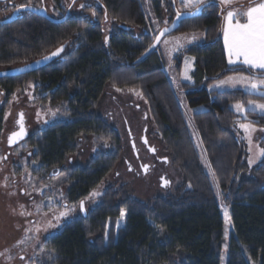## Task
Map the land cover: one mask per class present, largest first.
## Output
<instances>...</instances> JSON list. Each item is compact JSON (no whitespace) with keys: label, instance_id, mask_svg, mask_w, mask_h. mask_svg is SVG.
<instances>
[{"label":"trees","instance_id":"trees-1","mask_svg":"<svg viewBox=\"0 0 264 264\" xmlns=\"http://www.w3.org/2000/svg\"><path fill=\"white\" fill-rule=\"evenodd\" d=\"M107 4L115 24L138 29L137 40L115 26L105 42L99 32H90L88 47L58 64L0 78V136L13 93L40 84L52 102L63 105L67 120L35 133L39 158L33 172L43 183L59 170L67 203L77 205L113 173L121 156L118 135L96 113L99 101L107 87L136 90L145 100L169 163L182 173L183 182L174 193L148 202L133 198L125 185L108 187L84 216L78 213L46 237L42 246L54 258L47 263L264 264V156L252 176L246 177L245 146L233 132L240 119L230 109L233 104L264 98L239 90H207L209 83L230 75L264 77V73L227 66L220 7L201 4L203 11L182 20L171 34H199L204 39L179 52L178 57L189 55L194 64L192 82L181 83L176 92L157 50L135 63L155 38V32L147 31L153 24L146 21L140 5L132 0ZM158 8L154 21L160 27L170 25L174 11L165 5L164 21L162 6ZM0 29V69L42 56L69 36L68 27L44 20ZM176 68L180 71V61ZM241 121L264 127V115L254 112H246ZM88 142L94 147L88 163L70 165L69 160ZM259 145L264 149V140ZM220 205L229 208L232 234L228 239Z\"/></svg>","mask_w":264,"mask_h":264},{"label":"rangeland","instance_id":"rangeland-1","mask_svg":"<svg viewBox=\"0 0 264 264\" xmlns=\"http://www.w3.org/2000/svg\"><path fill=\"white\" fill-rule=\"evenodd\" d=\"M178 1L179 10H191V8L184 7L181 0ZM205 1L208 0H202V4ZM248 1L250 0H229L228 3H222L223 7L227 8L240 6L241 3ZM148 17V21L153 24L150 28L151 33L156 34L159 24L153 20L152 16ZM241 18L242 16H238L236 19ZM223 23L226 25V15L222 19L221 33ZM176 38L179 40L177 41ZM203 40V36L199 34H177L165 37L160 42L158 53L163 61L167 77L176 92H179L181 83L192 82L191 74L194 64L193 58L189 55L178 57L179 52L200 44ZM177 43L182 46L177 47ZM176 58L178 60H175ZM177 61L181 63L180 71L176 68ZM229 77L233 78L231 82L221 84V81H228ZM245 77L248 79H242ZM260 80H264V77L234 74L209 83L207 90L216 92L239 90L264 98V86L252 89L249 85V81L259 82ZM48 96L46 90L31 83L24 89L14 92L9 103L7 102L8 107L3 117V129L0 136V262H3L0 264H20L22 261L19 256L23 253H29L31 260L36 258L40 262L52 263L54 258L49 251L42 248L43 242L35 243V245L30 243L31 239L34 240L35 236L42 235L45 241L48 235L57 233L64 223L79 213L77 205L64 206L68 203L64 194V180L61 177L53 176L51 180L43 183L36 180L33 172L37 169L36 160L32 157L27 158L28 152L34 156V151L30 150L26 144L19 146L15 153L10 155V157L22 156L23 160L20 162L12 161L11 158L4 162L2 159L6 154L3 138L7 128L11 129L12 124L18 120L19 114H22L33 134L49 125L67 120L63 105L60 102H52ZM180 98L182 101L181 96ZM260 104H264V100L240 104L243 106L240 110L236 109L237 104L230 106L231 111L240 119L235 123L233 132L245 146V162L248 168L246 177L252 176V169L263 158L261 155L263 148L260 147L259 142L264 140V127L241 121V119L246 112L264 115V110L257 107ZM182 107L185 109L183 101ZM96 113L118 135L121 142V156L113 173L89 193L86 199V209L93 206L98 197L111 186L125 185L133 198L143 202H148L157 196L174 193L182 184L183 175L169 163L168 153L160 142L156 125L149 116L141 93L136 90L107 87L99 101ZM34 138L37 140L38 136ZM93 153L92 143H85L80 152L72 157V165L85 166ZM38 157L37 153L36 158ZM164 180L168 183L164 184ZM22 191L26 195H22ZM28 198L33 199L31 203ZM30 206L34 209L30 210ZM219 208L225 225V238L228 239L232 234L229 208L223 205ZM61 213L65 215L61 216ZM124 216L125 214L122 216L123 219ZM223 250V261H225V246ZM246 259L248 260L247 257ZM249 263L254 264L250 261Z\"/></svg>","mask_w":264,"mask_h":264},{"label":"flooded vegetation","instance_id":"flooded-vegetation-1","mask_svg":"<svg viewBox=\"0 0 264 264\" xmlns=\"http://www.w3.org/2000/svg\"><path fill=\"white\" fill-rule=\"evenodd\" d=\"M108 1L109 0H0V27L10 25V24H27L28 22L33 23V22H40L42 20L48 21L47 18L37 14V12H40V13L45 14L49 19L56 22L55 23V22L48 21L52 25L68 27L67 34L69 35L68 38L64 42H62L60 45L53 48L46 54L33 58V59H28L27 61H24L22 63L13 64L7 69L24 67L34 61L41 59L42 57H45L53 53H57V50L59 49L60 51L56 54L55 58L51 60L49 63H47L43 68L48 67V66H54L58 64L60 61L64 60L68 54L73 53L75 50H79V49L84 50L86 47H88V39L90 37V32L94 34L99 32L103 37V42H105L109 31L113 29L114 26L120 30L129 31L130 34L133 36V38L137 40V34H138L137 28H134V27L127 28L125 26L122 27L120 24H115L113 22V19L111 17L112 11L107 6ZM257 1L259 0H250L248 2H243L241 3L240 6H235L236 8L235 7L224 8L222 1H215V0H208V1H205V3L203 4L213 3L216 5H219L221 14L224 17L225 15H227L228 11H236V10L241 11L245 9V7L249 6L251 3H254ZM132 2L133 4H135V6H137V4L140 5L142 15L144 16L146 21H148L149 19L148 16H152L154 20L155 19L154 12L155 10L159 9L158 7H161V6L163 10L164 21H165V5L170 6L172 10H173V5H174L179 12L185 11L181 9L179 10L177 8V5L179 4L178 0H132ZM81 5H86V6L81 8ZM126 15H127V12H126ZM133 16L134 14H130L131 20H133L134 18ZM174 17H175V14H174ZM11 18H14V20L11 23L3 24L4 21H7ZM150 28L147 29L149 33H151ZM162 28H165V24L161 27L160 26L158 27V32L155 34V37L157 36V34ZM80 35H82L81 42L79 39ZM154 40L155 38H153L152 42H154ZM156 50L158 51V48ZM2 70H5V69H0V71ZM38 87H41V85L38 84ZM0 98L2 97L0 96ZM1 104L2 102L0 100V105ZM23 129L26 131V136H27L26 139H24L23 141H21L14 147H8L7 146L8 138L13 133H17ZM34 137H35V134H33L30 131L29 126L26 123L25 119L23 118L21 114H19L18 120H16L12 124L11 129L7 128L6 134L3 138V141L5 143V148H6V154L2 158L3 161L4 162L8 161L10 158L12 161H16V162H20V160H23L22 156L10 157V155L11 153L14 154L16 149L19 146H21L22 144H26L28 147H30V150L32 149L34 151L33 152L34 156L32 155L31 152H28L27 158L30 159L32 157L34 158V160H36L35 162L37 163L38 159L36 158V154L38 153V151L35 148L36 140ZM69 164L70 165L72 164V160H69ZM57 171L58 172L51 174V176L59 177V174H58L59 170ZM66 193L67 192H64V194ZM21 194L26 195V193L23 191L21 192ZM87 197L85 199L80 200L77 203V206L79 208V213L82 216H84L87 212V209H86ZM28 200H29V203H31L30 201L33 199L28 198ZM81 202H83L84 210H81ZM69 205L71 204L68 203V205L66 204L64 206H69ZM33 209L34 208L30 206V210H33ZM32 222H35V221H32ZM29 227L33 228L32 226H29ZM34 228H37V227L34 226ZM31 240L32 242L30 243L32 244L45 242L43 241L42 235H37L34 237V240L33 239ZM42 248L44 249V247ZM28 254L29 253H26V254L23 253L19 256V259L22 261L20 264H45L44 262H40V260L36 258L31 260ZM0 263H3V262H0Z\"/></svg>","mask_w":264,"mask_h":264},{"label":"snow or ice","instance_id":"snow-or-ice-1","mask_svg":"<svg viewBox=\"0 0 264 264\" xmlns=\"http://www.w3.org/2000/svg\"><path fill=\"white\" fill-rule=\"evenodd\" d=\"M182 4L186 8H193L202 3V0H181ZM223 3H228L229 0H222ZM86 5H81V8ZM95 14V13H93ZM246 16V22L240 23L236 17ZM178 19L182 18L181 13L177 12ZM236 19V22L233 23V20ZM165 31H168L165 29ZM224 34V45L228 54V63L233 64L237 60H241L242 63L251 66V68H257L264 70V3H259L256 6H250L244 12L239 10L228 11L226 15V26L223 29ZM163 35V33H161ZM107 39V38H106ZM156 41H160V37L157 36ZM178 41L179 38H176ZM165 43H168L165 41ZM177 43V47H181ZM60 50H57V53ZM57 53H53L56 55ZM47 59V57H46ZM39 63V62H38ZM190 79V77H188ZM247 80L248 78H242ZM232 77L228 78V81H221V84L231 82ZM249 85L252 89H258L264 86V80L259 82L249 81ZM219 86V85H218ZM252 103V102H249ZM237 110L242 109V105L237 104ZM258 108L264 110V104L257 105ZM22 115V114H21ZM19 133H13L9 137V144L13 143V136H17ZM261 155L264 156V149H261ZM163 179V178H162ZM164 184H167L168 181L164 180ZM81 210L83 209V202H81ZM65 215L61 213V216ZM123 216L124 213L122 212Z\"/></svg>","mask_w":264,"mask_h":264},{"label":"water","instance_id":"water-1","mask_svg":"<svg viewBox=\"0 0 264 264\" xmlns=\"http://www.w3.org/2000/svg\"><path fill=\"white\" fill-rule=\"evenodd\" d=\"M204 6L200 5L198 8L191 10V11H187V12H180L181 13V17L180 19H178L177 17V12L178 10L176 9V7L173 5V11L175 14V17L172 21V23L165 27L162 28L159 33L157 34V36L160 37V41L157 42L156 39L154 40V42L150 45V47L135 61V63L141 62L143 61L145 58H147L151 53H153L154 51H156V49L158 48L160 42L167 36L173 34L176 32V30L178 29L180 22L186 18H191L195 15H199L201 13V11H203ZM199 11L198 14H196ZM37 14L45 17L48 19V21L50 22H55L51 19H49L45 14L37 12ZM14 20V18H11L7 21H4L3 24H9ZM56 23V22H55ZM165 29H167L168 31H165ZM161 33H163V35H161ZM156 36V37H157ZM155 37V38H156ZM56 55L50 54L47 55L45 57H42L41 59L34 61L32 63H30L29 65H26L24 67H18V68H10V69H5L0 71V78H7V77H15V76H19V75H24V74H29L31 72L34 71H38L40 69H42L47 63H49L51 60H53L55 58ZM47 57V59H46ZM39 62V63H38ZM19 135L17 136H13V143L10 145L9 144V138H8V147H14L16 146L18 143H20L21 141H23L24 139H26V131L23 129L19 132ZM12 136V135H11Z\"/></svg>","mask_w":264,"mask_h":264},{"label":"crops","instance_id":"crops-1","mask_svg":"<svg viewBox=\"0 0 264 264\" xmlns=\"http://www.w3.org/2000/svg\"><path fill=\"white\" fill-rule=\"evenodd\" d=\"M259 3H264V0H262V1L260 0V1L254 2V3H251L249 6L245 7V9L241 10V12L246 11V10L248 9V7H250V6H256V5L259 4ZM236 18H237V17H236ZM235 22H236V19L233 20V23H235ZM239 22H240V21H239ZM244 22H246V16H242V21H241L240 23H244ZM223 25H224V23H223ZM225 26H226V25L223 26V29H224ZM221 35H222L223 46H224V49H225L223 30H222ZM225 53H226L227 66L230 67V68H240V67H244V68L252 69V70H254V71H258V72H261V71L264 72V70H262V69L251 68V66L242 63V58H241V60H237V61H236L235 63H233V64H229V63H228V54H227L226 49H225Z\"/></svg>","mask_w":264,"mask_h":264}]
</instances>
